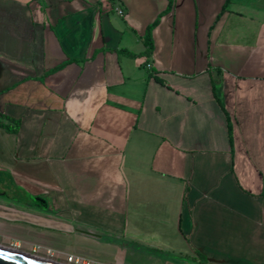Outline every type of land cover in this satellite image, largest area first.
Listing matches in <instances>:
<instances>
[{
  "label": "crops",
  "instance_id": "1",
  "mask_svg": "<svg viewBox=\"0 0 264 264\" xmlns=\"http://www.w3.org/2000/svg\"><path fill=\"white\" fill-rule=\"evenodd\" d=\"M9 120L0 171L37 195L35 228L113 263L264 264V0H0Z\"/></svg>",
  "mask_w": 264,
  "mask_h": 264
},
{
  "label": "rangeland",
  "instance_id": "2",
  "mask_svg": "<svg viewBox=\"0 0 264 264\" xmlns=\"http://www.w3.org/2000/svg\"><path fill=\"white\" fill-rule=\"evenodd\" d=\"M36 199L35 192L26 191L7 173L0 171V247L58 264H120V261L113 263V258L106 254L109 251L94 246L95 241L87 236L74 234L69 230L35 228L30 225L20 215L19 207L42 210V205ZM57 209L56 206H49V210L54 212H57ZM26 226L33 229L29 230ZM52 251L58 253L54 254ZM149 252L137 248V252L132 255H124V264H211L207 262V257H201L188 250L185 251L186 254L181 252L182 255Z\"/></svg>",
  "mask_w": 264,
  "mask_h": 264
},
{
  "label": "water",
  "instance_id": "3",
  "mask_svg": "<svg viewBox=\"0 0 264 264\" xmlns=\"http://www.w3.org/2000/svg\"><path fill=\"white\" fill-rule=\"evenodd\" d=\"M0 264H58L49 260L0 247Z\"/></svg>",
  "mask_w": 264,
  "mask_h": 264
},
{
  "label": "trees",
  "instance_id": "4",
  "mask_svg": "<svg viewBox=\"0 0 264 264\" xmlns=\"http://www.w3.org/2000/svg\"><path fill=\"white\" fill-rule=\"evenodd\" d=\"M170 8V4L167 7V9L163 12L165 14ZM158 21L156 20L153 24L147 27L146 32H145V38H144V45H145V54L148 56L150 55L151 51L153 50V44L151 40V31L153 28L157 25ZM11 123H13V126L11 125H5L2 122H0V128H4L7 132L9 133H17L19 129V122L18 121H13L9 120Z\"/></svg>",
  "mask_w": 264,
  "mask_h": 264
},
{
  "label": "built area",
  "instance_id": "5",
  "mask_svg": "<svg viewBox=\"0 0 264 264\" xmlns=\"http://www.w3.org/2000/svg\"><path fill=\"white\" fill-rule=\"evenodd\" d=\"M118 13H119L120 15L122 14V12H120V11H119Z\"/></svg>",
  "mask_w": 264,
  "mask_h": 264
},
{
  "label": "bare ground",
  "instance_id": "6",
  "mask_svg": "<svg viewBox=\"0 0 264 264\" xmlns=\"http://www.w3.org/2000/svg\"><path fill=\"white\" fill-rule=\"evenodd\" d=\"M12 250V249H11ZM15 251V250H14Z\"/></svg>",
  "mask_w": 264,
  "mask_h": 264
}]
</instances>
